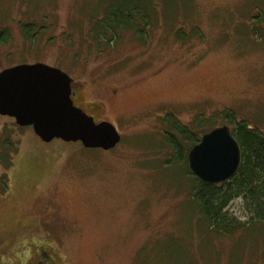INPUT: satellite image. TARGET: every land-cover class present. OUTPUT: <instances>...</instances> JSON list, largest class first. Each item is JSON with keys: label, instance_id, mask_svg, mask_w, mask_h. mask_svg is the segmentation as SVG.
<instances>
[{"label": "rangeland", "instance_id": "rangeland-1", "mask_svg": "<svg viewBox=\"0 0 264 264\" xmlns=\"http://www.w3.org/2000/svg\"><path fill=\"white\" fill-rule=\"evenodd\" d=\"M108 5L0 0V71L66 72L87 111L121 134L108 151L42 142L0 115V264H264L251 200L223 209L235 231L209 226L186 164L218 125L264 134V0H148V26L137 18L101 39L91 32Z\"/></svg>", "mask_w": 264, "mask_h": 264}, {"label": "water", "instance_id": "water-1", "mask_svg": "<svg viewBox=\"0 0 264 264\" xmlns=\"http://www.w3.org/2000/svg\"><path fill=\"white\" fill-rule=\"evenodd\" d=\"M72 81L66 72L43 63L18 65L0 71V115L18 127L30 126L43 142L54 138L80 142L85 148L108 151L120 142L115 126L94 118L71 99ZM189 172L207 185H221L241 165L238 140L227 125L207 131L187 151Z\"/></svg>", "mask_w": 264, "mask_h": 264}, {"label": "trees", "instance_id": "trees-1", "mask_svg": "<svg viewBox=\"0 0 264 264\" xmlns=\"http://www.w3.org/2000/svg\"><path fill=\"white\" fill-rule=\"evenodd\" d=\"M107 2L109 5L103 10V20L96 22L98 27L92 30V34L97 33L95 35L103 39L107 36L106 33L114 36L118 28L134 29V26L139 24L137 18L148 26L150 13L146 7L148 0H107ZM253 30L258 33L262 29L253 28ZM138 34H140V39L145 40V34L141 31ZM227 118L231 122L236 121L231 114H228ZM176 129L184 141L193 139V134L191 135L186 129L177 126ZM232 134L239 142L242 162L237 174L231 180L221 183L228 185V189L220 191L218 190L219 185L204 184L195 176L193 180L196 186L192 188V197L195 207L201 213V218L208 222L209 226L216 225L217 228L228 232L238 228L225 217L223 209L233 198L240 195H245L246 199L251 200L252 205L253 218L246 226L253 223H264V134L256 128H249L245 121L237 122ZM166 138L181 156L179 143L174 140V136L168 135ZM197 142H199L198 139ZM5 166L8 167L7 164ZM238 224L244 226L246 223ZM28 260H30L29 257Z\"/></svg>", "mask_w": 264, "mask_h": 264}, {"label": "flooded vegetation", "instance_id": "flooded-vegetation-1", "mask_svg": "<svg viewBox=\"0 0 264 264\" xmlns=\"http://www.w3.org/2000/svg\"><path fill=\"white\" fill-rule=\"evenodd\" d=\"M71 92H72V94H71V99H72V102L76 105V106H78V107H80L85 113H87V114H89L90 116H92L93 118H94V121L97 123L98 121H100V120H97L96 119V117H95V115H93V113H89L88 111H87V105L86 104H84V102H82L81 101V99H80V92H79V90L74 86V84H73V82H72V85H71ZM90 104H92V103H90ZM96 106L97 105H94V104H92V107L94 108H96Z\"/></svg>", "mask_w": 264, "mask_h": 264}]
</instances>
